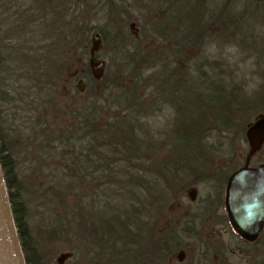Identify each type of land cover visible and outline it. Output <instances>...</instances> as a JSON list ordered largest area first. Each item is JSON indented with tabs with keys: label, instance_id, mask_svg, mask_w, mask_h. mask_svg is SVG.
I'll use <instances>...</instances> for the list:
<instances>
[{
	"label": "trees",
	"instance_id": "1",
	"mask_svg": "<svg viewBox=\"0 0 264 264\" xmlns=\"http://www.w3.org/2000/svg\"><path fill=\"white\" fill-rule=\"evenodd\" d=\"M50 1L54 4L48 10L54 12L56 23L65 14L75 13L68 0ZM218 1L186 0L179 8V19L175 18V6L164 20L153 19L152 32L163 46H145L143 36L136 38L123 29L125 19L119 15L116 39L106 40L113 46V61L100 79H94L87 67L84 91L72 88V81L82 71L76 54H89V27L82 28L77 36L71 32L72 37L37 41L30 32L45 20V13L39 15L24 6L14 23L7 24V18L0 21L9 25L5 32L17 37L10 52L5 50L8 44L0 39V103L22 110L13 120L12 130L0 116V165L26 264H46L49 254L62 249L72 253L67 264H174L179 235L197 233L191 226L192 219L171 209L173 199L163 193V185L174 172L179 173H174L175 177H185L213 170L211 176L222 180V173L226 171L227 175L237 164L214 162L213 154L219 152L205 146L208 139L216 133L246 140V126L238 121L243 109H264V95L260 96V106L255 102L258 96L246 102L240 97L244 82L234 81V72L240 71L239 61L234 50L230 59L223 49L234 47L220 44L237 36L242 43L247 42L248 11H235L230 0ZM13 5L21 6L18 2ZM25 13L29 14L23 17ZM190 18L199 24L188 23ZM171 19L181 22L172 25L175 22H169ZM46 39L50 42L38 48ZM209 46H215L220 54ZM120 51L126 58L117 68ZM16 54L42 68L32 78L21 73L26 81L35 82L36 89H28L26 83L24 89L29 94L18 91L20 97L5 82L6 66L1 69L8 56L13 61ZM224 55L229 60L209 59ZM222 77L227 79L226 84L221 82ZM39 80L47 83L50 96L42 95L43 89L36 84ZM162 80L181 84L183 94L187 98L192 94L194 100L186 99L178 105L165 99L157 86ZM188 80L192 81L190 85ZM62 87H68L73 96L69 92L67 100H62ZM76 94L83 97L82 103L74 98ZM218 97L222 104H210ZM162 100L173 109L168 126L174 133L152 131V121L164 106ZM37 103L56 109L46 117ZM152 108L158 113H152ZM29 150L33 156L26 158ZM23 159L26 174L21 176ZM147 196L159 200L152 214L150 204L143 199ZM230 230L239 240L234 250L229 247L230 253L239 257L245 241ZM52 245L55 248L48 252ZM216 255L214 260L227 258Z\"/></svg>",
	"mask_w": 264,
	"mask_h": 264
},
{
	"label": "rangeland",
	"instance_id": "2",
	"mask_svg": "<svg viewBox=\"0 0 264 264\" xmlns=\"http://www.w3.org/2000/svg\"><path fill=\"white\" fill-rule=\"evenodd\" d=\"M48 1L50 3H48ZM68 6L71 11H74V14H65L62 18H59L58 22H55L54 19V12L51 10H48V7L53 6L54 2L50 0H0V21L7 18L9 19L6 21L7 24H11L15 22V18L18 17V15L21 14L19 12V9L24 6H29L32 8V10H36L39 15H42L45 13V20L39 23L38 26H35L36 28L33 29L30 34L32 35L33 39L43 40L44 38L50 39V40H57L61 38H68L77 36L79 32H81L82 28L84 29L86 26L89 27V39L91 32L93 30H97L101 35V44L100 49L96 55L97 59H101L105 61V71L109 69V65L112 63V57L114 56L113 52V46L109 45V43L106 41L108 39H116V31H117V25L116 20L118 16L120 15L125 20L123 21V29L129 30V23L133 21L135 23V26L138 30L139 37L143 36L145 39L144 45H152L154 43L156 44H163L161 41L155 37V33L152 32V25L151 22L153 19H158V21H162L165 19L167 11L173 10L174 6L178 8V13L175 14V18L179 19V8L184 4L186 0H178L179 2H176V0H68ZM218 1V0H216ZM18 2L21 6L16 7L13 4ZM219 2V1H218ZM232 6V8L237 10H246L248 11V14L250 18L248 19L245 30L247 32L245 33L246 36H248V40L246 43H242L239 39V36L235 37L233 40L223 43L221 42V45L227 44L232 45L234 47L230 49H225L227 52L225 55H227L230 59L234 58L231 57L230 51L234 52V56L239 61V73L236 74L234 72L235 79L234 81L241 82L243 92L240 94V97L246 102L247 100H253L255 96H258L255 99V102L261 105L262 99H260L264 95V5L263 4H252L249 3L246 0H230L229 2ZM29 13L23 14V17L25 15H28ZM35 14V13H34ZM196 15L197 13L194 12ZM119 16V17H120ZM193 17V15H192ZM30 19V18H28ZM171 19L170 21L175 22L172 25L178 24L181 21ZM188 23L191 24H199L197 20L195 19H187ZM72 23V27L69 26V24ZM5 22L1 23V31H0V39H3V44H8L6 46V51L10 52L14 50L12 48L13 42L17 40V37L13 35L12 33L5 32V30L9 27ZM186 23V22H184ZM3 24V26H2ZM81 25V26H80ZM73 30V31H72ZM73 35H72V33ZM251 37V39L249 38ZM12 40H11V39ZM45 40L46 42H40L38 44V48H41L44 44L47 45L49 40ZM14 40V41H13ZM11 43H10V42ZM107 43V46H104V43ZM10 43V44H9ZM163 46V45H161ZM90 47V41L87 47V52L89 51ZM209 49L212 52H215L216 55L220 54L218 53V50L215 48V46H209ZM220 50V49H219ZM7 54V53H6ZM224 56H213V60H229V58ZM78 58V62L82 64V71H80L79 76L72 81V88L76 86L77 88V80L80 77H86V70L88 67V56H82V54H76ZM117 59H118V65L119 67L120 60L122 58H126L125 52H118L117 53ZM224 57V58H223ZM49 59V58H48ZM53 59V56H50V60ZM235 62V61H234ZM242 63V64H241ZM237 65V64H235ZM234 65V66H235ZM6 66V72H5V82L9 83L10 87L14 92H17L18 96H21V92L18 93V91H22L24 95H28L27 90L24 89V85L28 84V89L34 88L36 89L35 82L26 81L21 77V73L25 75L26 78H32L36 74H39L40 70L42 69L40 66L33 65L32 61L29 62L24 61L23 58H20L18 54L14 55V60L10 59V56H8L7 62L5 61L1 65V69H4ZM86 68V69H85ZM89 68V67H88ZM225 68V67H224ZM232 69V67L230 68ZM55 70V69H54ZM42 71V70H41ZM231 71H228L230 73ZM2 73V72H1ZM215 74V73H214ZM2 76V74H1ZM216 77V75H215ZM222 83L226 84L227 79L220 78ZM126 79L125 81H127ZM40 81V80H39ZM191 80L187 81V85L191 84ZM220 82V84H221ZM39 85L43 91L41 92L42 95L48 94L49 95V88L47 86V83L45 82H38L36 83ZM88 85V82H87ZM86 85V87H87ZM222 85V84H221ZM158 87L161 91L160 93L165 99H169L173 103L180 104L181 101L188 99L189 102H192L194 100V96L192 94L188 95V98L183 94V89H180L181 84H175L172 82H165V80L161 81L158 85ZM85 87V89H86ZM61 95H63L62 100H67L70 89L68 87H62ZM75 89V88H74ZM78 89V88H77ZM84 89V90H85ZM10 90V88H8ZM83 90V91H84ZM263 90V91H262ZM13 91H11V94L14 95ZM74 91V90H73ZM262 94H257L258 92H261ZM29 92V91H28ZM74 94V93H73ZM72 92H70V95H72ZM69 95V96H70ZM152 95V93H151ZM50 96V95H49ZM154 96V94H153ZM261 96V97H260ZM74 98L77 101H81L83 97L79 94H76V97ZM262 100V101H261ZM83 101V100H82ZM81 101V103H82ZM144 101V97H143ZM163 101V100H162ZM210 104L219 105L222 104V99L220 97L218 98H212L211 101H209ZM63 101L60 102L62 104ZM164 106H162V112L158 114L156 118L152 121V128H150L153 133L155 132V129L158 130H165L168 134L174 133L173 129L168 126L169 120H171L173 115V109L172 107H167L166 103L163 101ZM0 116L6 120L5 123L10 128V130L13 129V120L18 116V112L22 111L17 105L8 108V105L4 102L0 103ZM22 104V103H21ZM182 104V103H181ZM180 104V105H181ZM38 107L42 110L41 113L45 115L46 117L50 116L53 109L55 110V106H50L48 108V105L42 106L39 103H37ZM256 105V104H255ZM263 105V104H262ZM35 106V105H34ZM134 108V106H133ZM143 108V107H142ZM141 108V109H142ZM180 109V108H179ZM181 110V109H180ZM143 111V110H141ZM152 113H158V111H155V109H151ZM23 114V113H22ZM28 114V115H27ZM27 115L29 117L30 112H27ZM259 114H264V109L261 107L253 106V107H245L242 111V116L240 118V124L242 123L244 126H247L248 123L252 122ZM53 117V116H52ZM243 121V122H242ZM150 123V122H149ZM214 134V135H213ZM212 137L208 139L207 144L205 146H209L211 148H215L216 152L213 154L212 160L214 162L219 161H229L231 165L235 163L236 167H239L243 164L245 160V156L248 151V144L247 141L244 140V138L236 139V138H225L224 136H219L216 133L211 134ZM212 151V149H211ZM25 155V154H24ZM33 156L31 150H29L26 154V158ZM25 159L20 162L19 170L20 175L24 176L26 174V168L24 167L26 164H24ZM252 162L254 163H264V146L262 149L255 154V156L252 158ZM195 163V164H199ZM220 164V163H219ZM218 164V165H219ZM235 167V166H234ZM226 168L225 165L222 166V170ZM184 177H176L175 181L172 179V176L169 178L168 182H165L166 184L163 185L162 191L166 195L171 190L172 185L180 187V184L182 183V180H184ZM218 180V179H217ZM217 180H203L199 183L198 186V192L200 194L197 203L199 204L201 197L206 194L208 191L214 189V187L217 184ZM165 196V195H163ZM143 199L150 204V211L151 214L154 213V211L159 206V200H151L150 197H143ZM175 203L176 208L178 209L179 206L183 205V201L180 202L179 200ZM184 202H187V200H184ZM148 204V206H149ZM175 206L171 207L172 210L175 209ZM193 216L185 217V219H192L194 224H191L193 227V230L196 231V234H188L186 236L179 235V239L176 242V246L178 248L183 247L190 248L192 243H224L228 245L229 247H232L234 250L235 245L238 243V239L235 235L232 234V231L229 227H223L222 224L215 222L212 215L207 213L205 214V217H202V214L198 213L195 218H192ZM36 221V225L38 226V219H34ZM191 221V220H190ZM190 226V225H189ZM181 236V237H180ZM262 241H264V237L262 238ZM176 247V249H177ZM52 248H55V245H52L48 248V252ZM64 249L58 250L57 252L52 253L49 256L50 259L46 262V264H55V259L59 255L60 252H63ZM178 251V250H177ZM175 251V254L177 253ZM192 251L197 253L198 250H189V256L186 255V259L184 262H186L188 259H191ZM256 251H254L255 253ZM236 253V252H235ZM188 254V253H187ZM262 256L264 259V246L263 248L255 255V256ZM197 257V256H196ZM201 258V256H199ZM227 258L229 260V264H238V256L236 254L228 253ZM68 260L66 259L63 264H67ZM174 264H176V260L173 261Z\"/></svg>",
	"mask_w": 264,
	"mask_h": 264
},
{
	"label": "water",
	"instance_id": "3",
	"mask_svg": "<svg viewBox=\"0 0 264 264\" xmlns=\"http://www.w3.org/2000/svg\"><path fill=\"white\" fill-rule=\"evenodd\" d=\"M264 2V0H252ZM129 29L138 36L135 23L130 22ZM101 46V35L97 30L91 32L88 67L94 79H100L105 73V61L97 59ZM87 80L80 77L77 88L83 91ZM248 151L244 164L229 176L225 188L224 205L229 223L235 233L246 241L257 239L264 224V163L256 167L248 166L250 158L264 144V114H259L245 129ZM72 256L69 251L60 252L56 258L63 264ZM183 251L177 253L181 260ZM0 264H26L18 238L10 207L6 184L0 165Z\"/></svg>",
	"mask_w": 264,
	"mask_h": 264
},
{
	"label": "flooded vegetation",
	"instance_id": "4",
	"mask_svg": "<svg viewBox=\"0 0 264 264\" xmlns=\"http://www.w3.org/2000/svg\"><path fill=\"white\" fill-rule=\"evenodd\" d=\"M131 22H133V21H131ZM128 27H129V25H128ZM136 31L138 34L137 28H136ZM136 38H139V34ZM259 151H257L256 153H258ZM255 154L249 160L248 166H250V167H256L260 164H263V163H254L253 164L252 158L255 156ZM243 164H244V162H243ZM239 167H235L227 175H226V171H224L222 173L223 179L218 180L214 189L208 191L206 194H204L201 197L199 204L197 203L198 198L200 196V194L198 192L199 183L203 180H208V179L217 180V177L211 176L213 174V172H211V171H213V170L204 172L200 176L196 175L197 172L196 173L192 172L191 174H189V176L185 175V177H184L185 179H184V181L182 180V184H180V187L172 185L171 190L168 192V195L173 199L174 206H175V203H177V205H178V202H177L178 200L180 202L183 201V205L179 206L178 209L175 206V209L173 210L174 213L178 214V212H179L182 217L183 216L189 217L192 215H197L198 213H200V214H202V216H204L205 214L209 213L212 215L215 222L222 224L223 227L227 226L230 229H232V227L229 223L226 211H225L224 196H225V188H226V184H227V180H228L229 176L231 175V173L233 171H235ZM174 173H173L172 179L175 181L176 177L174 176ZM176 174L179 175V173H175V175ZM184 200H187V202H184ZM263 237H264V224H263L262 229H261L256 240L246 241L243 239L245 242H243L242 247L239 249V253H238L239 263L238 264H264V259L262 258L261 255L258 257L255 256L264 246V241H262ZM189 250L190 251L191 250H198L199 252L197 253V251L196 252L192 251L193 257L191 259H188L186 262H184L186 259V255L189 256ZM230 250H232V249H230L229 246L224 244V243H207V244L192 243L190 248L184 249L183 247H180V248L176 249L177 253L180 251H183V256H182L181 260H178L176 257L177 253L175 254V259L177 262L176 264H228L226 262L228 260V258H226V257L228 255V253H230ZM254 251H256V252L254 253ZM216 253L218 255H220L221 257H225L226 259L225 260H219V261L214 260V258L217 257ZM199 256H201L203 259L199 258ZM204 256H206V257H204Z\"/></svg>",
	"mask_w": 264,
	"mask_h": 264
}]
</instances>
